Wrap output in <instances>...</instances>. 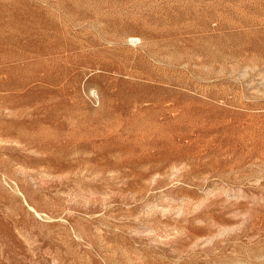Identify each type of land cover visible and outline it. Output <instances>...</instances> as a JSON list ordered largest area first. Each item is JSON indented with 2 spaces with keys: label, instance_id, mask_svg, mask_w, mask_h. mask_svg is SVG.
Masks as SVG:
<instances>
[{
  "label": "rangeland",
  "instance_id": "1",
  "mask_svg": "<svg viewBox=\"0 0 264 264\" xmlns=\"http://www.w3.org/2000/svg\"><path fill=\"white\" fill-rule=\"evenodd\" d=\"M0 264H264V0H0Z\"/></svg>",
  "mask_w": 264,
  "mask_h": 264
}]
</instances>
